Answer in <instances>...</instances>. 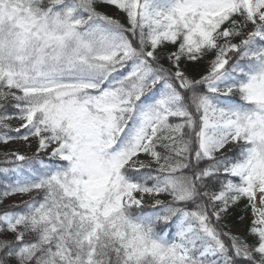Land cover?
<instances>
[{"label":"snow or ice","instance_id":"6c2138e0","mask_svg":"<svg viewBox=\"0 0 264 264\" xmlns=\"http://www.w3.org/2000/svg\"><path fill=\"white\" fill-rule=\"evenodd\" d=\"M14 142L0 264H264V0H0Z\"/></svg>","mask_w":264,"mask_h":264},{"label":"rangeland","instance_id":"374dc122","mask_svg":"<svg viewBox=\"0 0 264 264\" xmlns=\"http://www.w3.org/2000/svg\"><path fill=\"white\" fill-rule=\"evenodd\" d=\"M111 15H114L116 16L117 18H120L121 19V16L120 14L116 13L115 11L113 12V14ZM18 126V122L16 123ZM7 148V150L9 151H13V150H20V151H24L23 149V146L20 142H14V143H10L8 145L5 146ZM22 199L23 200H26L28 199V197H23V198H20V197H13V198H9V200L6 202L8 204H13V203H21L22 202ZM246 221L242 224L238 219L232 223V229L233 231H237V232H241L243 233L245 227H246Z\"/></svg>","mask_w":264,"mask_h":264},{"label":"trees","instance_id":"16d2710c","mask_svg":"<svg viewBox=\"0 0 264 264\" xmlns=\"http://www.w3.org/2000/svg\"><path fill=\"white\" fill-rule=\"evenodd\" d=\"M102 10L107 11L110 15L113 14V12L115 11V10H110V9H102ZM121 19H123V18L121 17ZM16 123H17L16 121H13L14 126L17 125ZM5 146L6 145L0 144V159L3 158V153L10 152L9 150H7V148ZM0 166H3V165H0ZM0 178H2V174H0Z\"/></svg>","mask_w":264,"mask_h":264}]
</instances>
